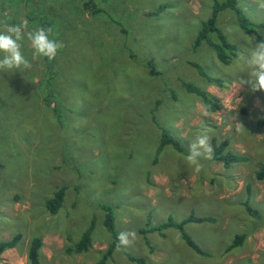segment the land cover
I'll use <instances>...</instances> for the list:
<instances>
[{"label": "rangeland", "instance_id": "obj_1", "mask_svg": "<svg viewBox=\"0 0 264 264\" xmlns=\"http://www.w3.org/2000/svg\"><path fill=\"white\" fill-rule=\"evenodd\" d=\"M85 1L0 0V29L11 23H26L25 31L52 28L51 38L64 45L49 61L25 39L31 68L0 71V240L21 235L0 253V264H28L33 237L41 240L39 264H92L104 255L100 238L92 236L83 253L68 248L91 222L100 227L102 205L137 202L130 218L141 226L160 202L181 201L185 208L183 197L202 192L216 211L231 203L248 217L256 212V229L244 245L255 247L264 264V178L253 176L264 166V124L257 123L264 92L244 85L236 93L239 80L248 79L240 55L264 41V9L257 0H234V10L216 13L218 32L197 41L214 1L226 0H90L93 13ZM218 34L233 46L227 63L209 44L218 43ZM148 59L155 73L145 66ZM184 82L217 97L219 109L205 111ZM163 129L178 148L156 150ZM201 132L210 146L224 139V150L246 160L223 167L210 153L196 173L187 155ZM60 186V207L50 214L44 199Z\"/></svg>", "mask_w": 264, "mask_h": 264}, {"label": "crops", "instance_id": "obj_2", "mask_svg": "<svg viewBox=\"0 0 264 264\" xmlns=\"http://www.w3.org/2000/svg\"><path fill=\"white\" fill-rule=\"evenodd\" d=\"M237 154L244 156V160H246L245 155ZM222 166L226 167L223 164ZM258 167L255 168V171ZM146 190L151 193L150 188ZM167 190L168 188L165 187L164 194ZM194 196L190 195L188 199L183 197L188 203L185 208H183L181 201H176L178 202L176 204H174V201L160 202L161 207L158 213L155 214V211H148L144 217L143 213H141V218L143 217V225L141 226L130 218L131 215L133 218L134 214L133 211L130 213V208L138 207L139 204L137 202L125 200L119 203L102 205L103 209L107 206L111 210L113 231L116 238L121 231L134 230L137 233V239L132 246L127 248H117V241L110 254L105 256L104 253L109 243L112 242L113 236L103 224V213L100 227L95 228L92 225L88 248L93 245L92 236L93 239L100 238L97 248H103L104 255L100 260H95L92 264L102 261V259L103 264H261L258 259L257 249L244 245L246 234L251 235L256 229L254 222L251 223V218H256V212L254 210L249 211L251 216L249 215L250 217H248L244 214L245 211L243 209L231 203L225 205L226 207L219 205L222 208L216 211L213 207H209L210 196L203 192ZM151 202L149 207L153 208L155 203ZM172 204H174L172 212H164V207ZM224 208L225 210L223 211ZM182 209L184 212L178 213ZM189 214L202 219L184 222L181 229L174 226L164 227L159 230L150 229L163 223L167 218L174 222H179ZM183 233L192 240L200 252L195 251L185 242L182 236ZM236 235H241L242 239L238 243L232 244ZM86 250L76 253H83ZM135 258L142 259V261L138 263Z\"/></svg>", "mask_w": 264, "mask_h": 264}, {"label": "trees", "instance_id": "obj_3", "mask_svg": "<svg viewBox=\"0 0 264 264\" xmlns=\"http://www.w3.org/2000/svg\"><path fill=\"white\" fill-rule=\"evenodd\" d=\"M7 1L9 3H15V0H7ZM233 3H234V0H226L225 2H222V3L218 2V1H214L213 7H212L213 9H212V13H211L210 17H208V19L202 25V28L197 33V37H196L197 41L200 40L201 38H204V33H206V31L214 30V31L218 32V30L214 27V20H215L216 13L218 12V10H220L226 6H229L234 10L235 7H234ZM83 8L86 9L90 13L95 12V9H96V7L92 5V2L90 0L85 1L83 3ZM160 9H161V7H158L157 11ZM237 16H239V15L237 14ZM4 17L9 18V15H5ZM25 17L27 19H29L28 15H26ZM239 21H240V24L246 30H248V27H246L245 21L241 16H239ZM9 23H11V22H9ZM13 24H15V23H13ZM209 44H210L211 48L214 50L215 56L219 61H221L223 63H227L230 57H234L233 46H231L230 44H228L225 41L222 34H218V43L209 42ZM145 66H147L149 73H155V69L152 65L151 59L146 60ZM208 79L211 80L210 78H208ZM214 81L219 83V81H217L215 79H214ZM183 87L185 88V90L190 91V92L194 93L195 95L199 96L205 111L214 112V111L219 109L220 104H219L217 97L209 94L205 90L198 89L195 86H192L191 84H188L186 82L183 83ZM45 101H47V99ZM49 103H52V102H50V99H48V101H47V104H49ZM257 123L259 125L264 124V118L258 119ZM166 144H171L174 148H178V143L175 140V138L170 136L163 129L161 131L159 143H158L156 150L159 151ZM226 145H227V141L224 139L217 142V143L215 142V139H212L211 140V149H212L211 156H212V159L221 161L222 164L226 167H228L232 162H238V161H242L245 159V157L242 155L234 154L231 151L224 150ZM254 176L256 179L264 178V166H259L257 168V170L255 171ZM63 194H64V187L60 186V187L56 188L47 198L44 199V207L48 213L54 214L58 210V208L60 207L62 198H63ZM104 209H105V212H104L103 224L107 228V230L110 231V233L113 236L112 242L109 243V245L106 249V252L104 253L105 256H107L110 254L111 249L115 246V244L117 242V238H116V235L113 231L111 210L107 206H105ZM247 210L248 211L250 210L249 207H247ZM201 219L202 218L195 217L192 214H189L188 216H186L185 218H183L179 222H174L170 218H167V220L164 221L163 223L159 224L158 226H153L150 229L159 230L161 228L168 227V226H174L178 229H181V226L184 222L193 221V220L199 221ZM91 228H92V223L82 232L80 238L76 242H74L71 247L68 248V251L81 252V251L86 250L90 244ZM182 236H183L185 242L190 247H192L195 251L200 252L199 249L196 247V245L192 242V240L186 234L183 233ZM20 237H21V235L19 233H15L12 236H10L4 240H0V253L7 248H11V247L15 246L16 243L19 241ZM241 239H242L241 235H236L233 239L232 244L238 243ZM40 246H41V240L39 237H33L30 239V241L28 243V247H27V252H26L28 264H38V255H39ZM135 260L138 263H140L142 261V259H136V258H135ZM95 264H103V259H102V261L96 262Z\"/></svg>", "mask_w": 264, "mask_h": 264}, {"label": "clouds", "instance_id": "obj_4", "mask_svg": "<svg viewBox=\"0 0 264 264\" xmlns=\"http://www.w3.org/2000/svg\"><path fill=\"white\" fill-rule=\"evenodd\" d=\"M260 8L264 9V0H257ZM26 23L22 25L8 24L0 29V71H12L14 69H29L31 64L25 57L22 47L27 39L37 56L46 57L49 61L54 60L58 52L63 48V43L51 38L52 28L36 27L32 31H25ZM252 40V38H251ZM243 61L248 79H240L236 93L244 85H248L253 92H264V41L249 46L246 54L242 53L239 58ZM212 149L209 136L206 132L197 135L194 142L188 147L187 161L194 166V171L199 173L203 165L200 158H210ZM137 239L134 230L121 231L117 235V248H127Z\"/></svg>", "mask_w": 264, "mask_h": 264}]
</instances>
